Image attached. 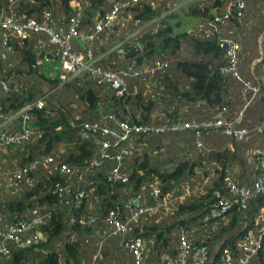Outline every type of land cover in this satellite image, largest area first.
<instances>
[{"label": "trees", "instance_id": "1", "mask_svg": "<svg viewBox=\"0 0 264 264\" xmlns=\"http://www.w3.org/2000/svg\"><path fill=\"white\" fill-rule=\"evenodd\" d=\"M119 1L0 0V15L43 22L42 13L48 12L44 22L54 31H65L69 19L78 14V29L88 33L93 22ZM242 1L240 16L236 15L235 0H194L182 5L185 16L198 19L190 31H176L181 22L171 7L179 0H139L119 7L117 21L109 29L97 33L91 42L76 41L72 47L80 51L89 47L92 56L98 57L93 65L112 72L128 64L139 70L152 68L155 61L164 63L161 69L143 76L125 74L121 95L86 70L65 80L47 75L36 61L44 55L57 62L58 58L42 32L0 34L4 37V41L0 39V130L20 131V110L39 96L43 99L40 108L29 106L23 110L34 134L27 141L0 145V231L25 222L29 216H42L43 223L31 225L20 234L25 237L37 231L40 236L23 247L0 236L6 249V253L0 250V264H132L120 236L110 234L108 212L112 210L122 217L127 213L126 204L136 206L130 202L134 198L137 206L151 207L168 200L170 192L179 196L177 186L195 174L194 168L201 161L208 167L201 175L207 185L202 192L176 201L172 211L163 216L139 214L124 239L145 242V264H165L176 256L183 235L192 248H205L203 264H216L223 248L236 254L237 242L246 234L260 236L264 194L249 199L244 209L231 204L216 217L208 216V212L228 195L223 181L227 169L239 185L248 186L255 180L259 171L250 150L264 152V126L240 141L214 132L201 134V147H196L195 136L188 130L145 134L132 129L191 119L206 121L219 112L234 118L239 110V126L263 123L264 0ZM225 8L228 10L223 14ZM217 16L221 21H214ZM205 29L209 31L207 36L202 33ZM220 38L239 44L237 74L241 81L257 85L253 97L250 91L242 96L241 82L220 72L226 62L216 44ZM182 44L188 46L186 54ZM133 45L140 47L139 53L119 51ZM46 66L51 70L52 65ZM103 118L110 127L114 120L128 124L129 139L107 149L112 155L130 146L131 151L121 160L125 182L111 179L112 159L91 164L97 158L98 142L105 136L94 133L89 139L79 137L81 121L99 122ZM46 156L54 159V166L35 162ZM61 163L69 167V175L54 169ZM15 171L20 173L18 178ZM55 185L63 189L59 187V192ZM153 186L158 189L156 197L148 193ZM78 190L83 195L74 203ZM87 215L92 218L90 223H69L70 218ZM263 239L264 234L250 264H264Z\"/></svg>", "mask_w": 264, "mask_h": 264}, {"label": "built area", "instance_id": "2", "mask_svg": "<svg viewBox=\"0 0 264 264\" xmlns=\"http://www.w3.org/2000/svg\"><path fill=\"white\" fill-rule=\"evenodd\" d=\"M139 0H121L118 3H114L110 6L108 11H106L100 18L96 19L93 22L92 29L88 33L81 32L78 29V14L75 17H71L69 19L70 25L67 27L65 31L61 29L58 31H54L52 27L46 24V20L49 18L48 12L42 13L43 22H37L33 19L25 18L22 21L14 18L13 16L0 15V34L4 32L8 33H17L20 36H24L28 33V31L33 32H42L47 38V44L51 45L55 50V54L58 58L59 64V78L61 80H65L69 75H75L80 71H88L91 75L97 77V81L107 83L112 89L115 90L116 95H121L125 90V82L123 76L127 73L132 75L139 74L143 76L144 74L150 72L153 69H161L164 63L159 61H155L152 68L148 69L145 66L143 68H136L132 64H128L125 66L123 70H119L116 72H112L107 69H102L99 67H95L93 65V56L91 54L90 48L86 47L82 51L77 50L72 47L75 42H91L97 33L102 30L109 29V27L117 21L119 7H125L127 5H132ZM147 1V0H146ZM236 9V15L240 16L242 14L243 9V1L235 0L234 3ZM228 9L225 8L223 14ZM214 21H221L220 17H215ZM202 33L207 36L209 35V31L206 29L202 31ZM2 41H4V37H0ZM38 44L40 42L37 41ZM217 47L221 50L222 56L225 58V65L220 68V72L223 74H231L234 76L239 82H241V94L242 96L246 91H250L251 97L255 95L258 90L257 85H252L248 81H241L237 74V51L239 50V44L230 39V38H220L216 42ZM43 44H40L42 46ZM39 46V47H40ZM36 48H39L35 45ZM140 67L143 64L139 65ZM3 91H6L7 88L5 84L1 85ZM242 108H244L248 102V100L243 101ZM43 105L42 96L37 97L34 101L29 104H26L20 112L22 111L21 120H20V131H13L12 133H8L0 130V145L7 144L10 142L16 141H27L34 133L29 126L30 118L24 113V109L29 106H34L40 108ZM242 111L239 110L237 115L234 118L224 117L221 112L215 114L213 119L206 121H196L194 119L185 120L180 123H171L169 125H162L157 127L152 126H134L132 129L134 132H142L147 134L148 132L158 133L160 131H182L188 130L193 133L195 136V145L196 147H201V142L199 141V137L201 134H208L210 132H214L219 135L226 136L233 141L244 140L249 137L254 132H259L264 126L263 123H260L254 127H243L238 125V121ZM77 118V117H75ZM79 137L81 139H89V136L94 135V133H98L99 135L105 136V139H102L98 142L97 145V158L91 161V164L95 165L103 159L109 158L112 159L114 165L112 169H110V177L113 181L125 182L127 177L126 173L122 167L121 160L123 157L128 154L130 150V146L121 147L114 154H108L107 149L111 146L118 145L119 142L124 141L128 137V124L126 121H117L114 120V126L107 125L104 118L99 122H83L79 123ZM108 137H111L109 139ZM256 167L259 171L255 180L248 186L239 185L231 179L230 173L228 169L223 175V181L225 188L227 190V197H223L218 201V204L213 206L209 212L208 216L216 217L220 215L223 211H225L231 204H235L238 209H244L246 207L247 201L256 195L264 194V153L260 154L256 159ZM36 163H40L44 166V164H49L54 166V159L51 156L43 157L40 160L35 161ZM34 162V163H35ZM58 172L69 175L70 169L65 164H58L54 167ZM16 178L19 177V171H15ZM56 189L60 192L63 188L58 185H55ZM62 188V189H59ZM182 187V186H181ZM152 197H156L158 194V189L155 186L152 187L151 191L148 192ZM82 190L76 191L73 196L74 203L77 202L79 197H82ZM215 195H218L215 192ZM137 198H134L131 201H135ZM162 204L157 203L151 207H139L126 204L127 213L122 217L120 215H116L112 210H110L107 214L106 223L110 230L111 235L120 236L121 241L123 242V246L128 249L132 264H145L143 262V251L145 249V242L139 238H132L129 240L124 239L126 235L131 232V224L136 219L139 214L142 213H157L159 206ZM92 221L90 215H87L85 218H70L69 223H77V224H87ZM43 223L42 216H29L26 218L25 222L20 223L19 225H10L7 226L3 231H0V236L3 239H10L15 242V244L19 247H23L29 245L32 241L38 238L40 235L37 231H33L25 237H20L21 233H24L26 229H28L31 225L37 226ZM264 234V225L262 227V232L260 236L254 237V235L248 233L241 240L237 242V253L232 254L228 248H223L220 252L218 261L216 264H250V259L256 254L258 248L260 247V243L262 240V235ZM264 241V239H263ZM0 250L3 253H6V249L2 246L0 242ZM206 258V250L204 247H196L192 248L188 242L185 240L182 235L178 240V251L176 256L173 259H167L165 264H203Z\"/></svg>", "mask_w": 264, "mask_h": 264}, {"label": "rangeland", "instance_id": "3", "mask_svg": "<svg viewBox=\"0 0 264 264\" xmlns=\"http://www.w3.org/2000/svg\"><path fill=\"white\" fill-rule=\"evenodd\" d=\"M181 8H182V6L175 9L177 19L181 22L180 27L177 28L176 31H188L192 26L196 25L198 19L185 16L183 14V11ZM187 23H190V25L186 26ZM143 28H145V26H143ZM181 49H182L183 54H186L188 51V46L185 44H182ZM50 64L54 65V68H53V66L51 68V70H52L51 72H50V68H48L46 65L42 66V64H41L42 69L45 71V73H47V75H56V76L59 75V66H58L59 64H58V62L55 60H52V63H50ZM46 70H47V72H46ZM251 153L254 155L255 159H257V157H259L260 154H262V153L257 152V151H253ZM199 164H200L199 166H195V168H194L195 174L191 177H186L183 180V182L177 186V189L180 190L179 196L173 195L172 192L169 193V199L162 202V204L159 206L160 209H159V212H157V213H161L159 215L163 216V214H165V213L166 214L170 213L172 211L174 205H175V202L184 199L188 194L194 195V194L202 192V190L206 184L203 181V179H201L202 178L201 175L203 174V171H205L208 167H206L205 162L203 163L201 161ZM208 172H209L208 178L211 179L212 178V174L210 173V172H212L211 169H209Z\"/></svg>", "mask_w": 264, "mask_h": 264}, {"label": "crops", "instance_id": "4", "mask_svg": "<svg viewBox=\"0 0 264 264\" xmlns=\"http://www.w3.org/2000/svg\"><path fill=\"white\" fill-rule=\"evenodd\" d=\"M191 1H194V0H179V2H176L175 4H173V6L171 7V9L174 10V9H176V8L179 7V6H182V5H184V4L191 3ZM176 21H177V19H176ZM197 24H198V21H197L196 25L192 26V27L189 29V31H190V30H194L195 27L197 26ZM189 25H190V23H187V24H186V26H189ZM179 27H180V25H179ZM179 27H178V28H179ZM128 37H130V36H128ZM128 37H127V38H128ZM127 38H126V39H127ZM126 39H124V41H125ZM120 42H121V41H120ZM120 42H119V43H120ZM121 43H122V42H121ZM121 43H120V44H121ZM120 44H119V45H120ZM119 45H118V46H119ZM97 59H98L97 56L93 57V61H95V60H97ZM42 60L46 61L45 64L42 63ZM42 60H41V62H40V61H36V63H37V64H42V66H43V65H46V64L49 65L50 63H52V59H51V60H50V59L48 60L47 57H45V55H44V57L42 58ZM53 60H54V59H53ZM55 61H57V60L55 59ZM49 62H50V63H49ZM53 64H54V63H53ZM50 65H51V64H50ZM52 66H53V68H54V65H52ZM58 66H59V65H58ZM51 71H52V70H50V72H51ZM5 121H7V120H5ZM250 151L253 152L254 149H251ZM247 159H248V158H247ZM247 163L249 164L248 161H247ZM159 209H160V207H159ZM159 209H158V212H159Z\"/></svg>", "mask_w": 264, "mask_h": 264}, {"label": "water", "instance_id": "5", "mask_svg": "<svg viewBox=\"0 0 264 264\" xmlns=\"http://www.w3.org/2000/svg\"><path fill=\"white\" fill-rule=\"evenodd\" d=\"M119 51H121L123 53H127V54H132V53H135V52L139 53L140 52V47L138 45H133L129 49H124V50L121 49ZM30 63H31L32 66L35 65L34 59H33L32 56H30ZM134 203H135V205L137 204L136 200L134 201Z\"/></svg>", "mask_w": 264, "mask_h": 264}]
</instances>
